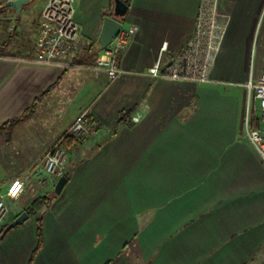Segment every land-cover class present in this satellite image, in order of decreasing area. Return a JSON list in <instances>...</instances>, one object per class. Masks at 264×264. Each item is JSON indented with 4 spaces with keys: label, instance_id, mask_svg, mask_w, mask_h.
Masks as SVG:
<instances>
[{
    "label": "crops",
    "instance_id": "1",
    "mask_svg": "<svg viewBox=\"0 0 264 264\" xmlns=\"http://www.w3.org/2000/svg\"><path fill=\"white\" fill-rule=\"evenodd\" d=\"M35 1L20 16L5 8L16 33L0 41V127L22 121L0 139V186L6 194L19 175L26 183L19 199L6 197L10 214L0 228L37 197L50 199L0 240V264L30 263L39 219L43 242L32 264H264V158L245 125L249 83L264 65L241 75L264 0H220L230 22L212 80L200 84L148 71L159 57L169 63L193 36L201 0H131L120 19L138 29L116 79L94 69L115 0H76L81 40L67 60L76 66L20 60L37 50L48 0L38 9ZM84 110L91 134L64 141L72 174L57 193L59 178L42 175L44 158ZM256 112L253 124L264 130ZM31 180L39 191L28 199Z\"/></svg>",
    "mask_w": 264,
    "mask_h": 264
},
{
    "label": "built area",
    "instance_id": "2",
    "mask_svg": "<svg viewBox=\"0 0 264 264\" xmlns=\"http://www.w3.org/2000/svg\"><path fill=\"white\" fill-rule=\"evenodd\" d=\"M220 0H201L196 29L193 36L183 48L163 64L162 57L149 68V74L154 77H165L172 80L207 83L212 80V72L229 26L230 18L219 10ZM76 0H48L41 14V29L37 39V50L31 58H21V61H33L39 64H61L75 66L68 62V57L74 56L81 40V29L76 17ZM137 26H124L110 45L97 58L94 69L105 71L109 78L116 79L124 68L120 55L130 43L137 31ZM168 44L162 47L167 50ZM250 99L260 101L261 118L264 121V70L257 81L249 83ZM141 114L132 119L138 122ZM246 135L264 158V130L254 126L251 113L246 117ZM91 133V117L88 110L80 112L70 126L69 135L77 141H83ZM63 140V137L62 139ZM61 142V141H60ZM46 156L45 171L60 178L65 175L67 152L61 143ZM25 191V183L20 177H15L6 194L0 186V224L8 216L9 207L6 197L19 199Z\"/></svg>",
    "mask_w": 264,
    "mask_h": 264
},
{
    "label": "rangeland",
    "instance_id": "3",
    "mask_svg": "<svg viewBox=\"0 0 264 264\" xmlns=\"http://www.w3.org/2000/svg\"><path fill=\"white\" fill-rule=\"evenodd\" d=\"M43 0H38V1H35L34 3V7L35 9H38L39 6L41 5V2ZM12 11H10V13L8 12L7 9H2L0 10V41H7L10 39V37H12L15 33H16V30L14 29V25L16 22H13V20H10L9 18H11L13 16V14L11 13ZM23 20V18H21ZM20 19V20H21ZM18 21V24L19 26L22 25V20L21 21ZM37 21H40L41 22V19L38 18ZM39 26H40V23H39ZM21 28H24L23 26ZM19 28L18 31L22 32L23 29ZM250 65H245V67H243L241 69V75H245V73H247L249 71V74L251 75H254L255 72H257V70L264 65V14H263V17L262 19L260 20L259 22V28L257 30V33H256V38H255V44H254V47L252 49V54H251V59H250V62H249ZM246 99V106H247V110L249 113H251L253 115V110H257V112L255 113V116H260L261 115V111H260V101L259 100H255L252 98V100L250 99V96L248 98V95L245 97ZM72 125V124H71ZM69 132H70V127L68 128V130L64 133L63 135V140L59 139L57 141V143H55V145L49 149L45 155V158H44V165L43 167H45V160H46V156L55 148V146L60 142L64 149L66 150L67 152V163L65 164V174L66 172H68L70 170V168L72 167V165L70 164V154H69V151L68 149L64 146V141L68 138H72L74 140V138L69 135ZM91 134V133H90ZM5 137V136H4ZM2 137V138H4ZM89 137V136H88ZM0 138V139H2ZM88 139V138H87ZM86 140V139H85ZM83 140V141H85ZM74 141H77V140H74ZM79 142V141H77ZM82 142V141H80ZM45 170V168H44ZM46 172V171H45ZM44 176V178L46 179H50L51 177H55L57 178L56 176H52L50 174H48L47 172L46 173H43L42 174ZM17 177H20L21 179H23L24 183H26L23 175H19ZM28 177V175L26 176ZM58 182V181H57ZM38 184L36 181H33L31 180L29 182V185H28V191L26 193V197L28 199H32L33 196L35 194L38 193ZM24 193V192H23ZM55 190L52 191L51 193V197L55 194ZM48 199H50V196L48 195ZM7 200V199H6ZM13 205L17 204L16 202H11ZM8 205V203H7ZM9 207V205H8ZM10 214V208H9V213H8V216ZM7 216V218H8ZM6 218V219H7ZM5 219V221H6ZM4 221V222H5ZM3 222V223H4ZM2 223V224H3Z\"/></svg>",
    "mask_w": 264,
    "mask_h": 264
},
{
    "label": "water",
    "instance_id": "4",
    "mask_svg": "<svg viewBox=\"0 0 264 264\" xmlns=\"http://www.w3.org/2000/svg\"><path fill=\"white\" fill-rule=\"evenodd\" d=\"M31 1L32 0H8L0 5V10L12 7L16 10L17 15L20 16L24 6L29 4ZM130 1L131 0H115L114 16H106L104 18L103 29L98 39L100 49H106L124 27V24L120 18L127 15L130 8ZM68 180L69 178L66 175L59 178L55 187L57 193H60L63 190ZM46 209L47 205H44L42 212H44ZM29 217V212L27 210L23 211L6 226L3 233L1 234V237H4L16 226L26 222Z\"/></svg>",
    "mask_w": 264,
    "mask_h": 264
},
{
    "label": "trees",
    "instance_id": "5",
    "mask_svg": "<svg viewBox=\"0 0 264 264\" xmlns=\"http://www.w3.org/2000/svg\"><path fill=\"white\" fill-rule=\"evenodd\" d=\"M76 66V64H75ZM124 118V117H123ZM122 119V118H121ZM22 121V118L18 117V118H13L10 119L8 121H6L1 127H0V138L6 136H10L12 130L16 127L17 124H19ZM72 174V170H69L68 172H66V176L68 178L71 177ZM48 202V196H40L37 197L33 203L31 205H29L28 207H26V210L29 212L30 215H35L37 213H39L42 208L44 207V205H47ZM10 222L5 223L1 228H0V240L3 239V237H1V234L3 233L4 229L6 228V226L9 224ZM38 239H39V243L38 246L36 248V250L34 251L30 263H33V260L37 254V252L39 251V249L42 246V242H43V232H42V221L39 219L38 222Z\"/></svg>",
    "mask_w": 264,
    "mask_h": 264
}]
</instances>
